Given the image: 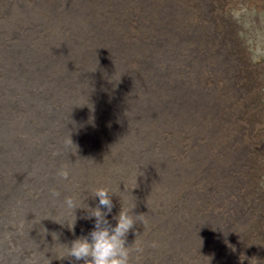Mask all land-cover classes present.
Instances as JSON below:
<instances>
[{"label":"rangeland","instance_id":"374dc122","mask_svg":"<svg viewBox=\"0 0 264 264\" xmlns=\"http://www.w3.org/2000/svg\"><path fill=\"white\" fill-rule=\"evenodd\" d=\"M50 46L60 58L34 59ZM0 61L8 117L21 121L10 139L0 128V264H72L54 257L59 243L93 223L83 209L73 230L56 222L73 218L63 197L100 185L116 192L113 213L120 198L142 213L126 236L130 264H264V0H0ZM58 74L101 117L97 152L74 144L82 106L52 123Z\"/></svg>","mask_w":264,"mask_h":264},{"label":"clouds","instance_id":"9594fccd","mask_svg":"<svg viewBox=\"0 0 264 264\" xmlns=\"http://www.w3.org/2000/svg\"><path fill=\"white\" fill-rule=\"evenodd\" d=\"M58 174L67 177L69 172L62 167ZM51 193L53 196L59 195L55 188L51 189ZM113 194L116 192L107 185L92 188L87 195L95 199V205L86 202L87 195L83 199L75 193L63 197V207L73 218L63 223L56 222L73 230L77 219L76 209H83V218L92 220L93 227L87 233L75 236L70 243H59L60 247L54 255L56 259H68L72 264L75 261H82L83 264H130L131 249L126 243V236L130 229L135 230L133 226L142 213L134 212L136 202H123L121 198L118 211L113 213Z\"/></svg>","mask_w":264,"mask_h":264},{"label":"bare ground","instance_id":"6f19581e","mask_svg":"<svg viewBox=\"0 0 264 264\" xmlns=\"http://www.w3.org/2000/svg\"><path fill=\"white\" fill-rule=\"evenodd\" d=\"M23 28V27H22ZM22 39V38H21ZM24 39V38H23ZM28 41V40H27ZM26 42V41H25ZM63 43V42H62ZM16 44H18V43H16ZM20 45V44H19ZM23 45V44H22ZM17 46V45H16ZM63 46H68V44H66V45H63ZM60 47H62V46H60ZM19 48V47H18ZM30 48V47H29ZM39 48V47H38ZM16 49V48H15ZM45 49L47 50V51H45ZM44 50H42V51H36L35 53H33L34 54V59H39L40 58V56H41V58L42 59H45V58H47V59H50L49 61H48V63L49 62H51L52 60H55L54 58H60L61 56H58V57H54V53H53V51L54 50H56V48L55 47H53V46H50L49 48H45ZM31 50V49H30ZM36 50H37V48H36ZM38 50H40V49H38ZM33 51V50H32ZM43 52H45L44 54H43ZM14 53V52H13ZM15 53H16V51H15ZM78 54L80 53V52H77ZM9 55V54H8ZM56 56V55H55ZM14 57V56H13ZM8 61V60H7ZM21 61V60H20ZM1 62V61H0ZM6 62V61H5ZM15 62V61H14ZM2 63V62H1ZM9 63V62H8ZM11 63V62H10ZM7 64V63H6ZM14 64V63H13ZM21 64V63H20ZM37 64V63H36ZM86 64H87V67L90 65V66H93V67H91L90 69H98V67H97V65L95 64V63H93V62H90V61H87L86 62ZM31 65V64H30ZM12 66V65H11ZM17 66V65H16ZM29 66V65H28ZM19 67V66H18ZM1 68V67H0ZM5 69V68H4ZM9 70V69H8ZM10 70H11V67H10ZM18 70V69H17ZM31 70V69H30ZM88 70V69H87ZM15 71V70H14ZM21 71V70H20ZM54 71V69H52L50 66L45 70V67L44 68H41L40 69V74H38L37 75V78L39 79V77L41 76L42 78L45 76V77H47V76H49L50 74H52V72ZM1 72V71H0ZM64 72V71H63ZM63 72H60L59 74H63ZM83 72H85V71H83ZM1 74V73H0ZM24 74V73H23ZM35 74H36V72H35ZM59 74H58V79H57V82H56V86H60V91L59 92H57L56 93V95H58L59 96V94H61L62 93V95L61 96H59V99H57L56 100V102H55V107L54 108H57V110L56 111H54L53 113H52V115H51V117H50V119H51V121H52V123L54 124L55 122H57L58 120H62L61 118L62 117H64V116H68V117H71L72 115H73V117L75 116V117H77L78 116V114L79 113H75L76 112V109H74L73 108V105H75L74 103H76L77 105H80V106H82L84 103L83 102H81V101H83V99H85V98H81L79 101L77 100V96L74 94V95H72L71 93H75L77 90H79V89H81L82 88V86H80V84H76V86H74L73 88L72 87H66V84H67V80L66 81H64L63 80V78L61 79V78H59ZM61 74V75H62ZM83 75V74H82ZM33 76V75H32ZM64 76H66V75H64ZM11 77V76H10ZM17 77V76H16ZM66 77H68V76H66ZM83 77V76H82ZM65 78V77H64ZM69 78V80L71 79V80H73V78H74V76L73 75H71L70 77H68ZM80 78V77H79ZM104 79V78H103ZM42 80V79H41ZM28 81H30V80H28ZM28 81H27V78L25 79V83H27V85L28 84H30V83H28ZM42 82H45V81H42ZM81 82V81H80ZM89 82V81H88ZM102 82V81H101ZM106 83H108L109 84V86H110V81H105ZM126 82L127 81H125V84H126ZM79 83V82H78ZM83 83V82H82ZM104 83V82H103ZM84 84V83H83ZM102 84V83H101ZM101 84H99V88L98 89H95V90H97L96 91V93L95 94H92V95H99V94H103L104 92H103V90H102V87L100 88V86H101ZM90 85V84H89ZM33 86V85H32ZM98 86V85H97ZM85 87V86H84ZM92 87V86H91ZM93 88V87H92ZM107 88V87H106ZM118 89L120 88V87H117ZM84 89V88H83ZM87 90V89H86ZM119 92V91H118ZM121 92V91H120ZM8 93H9V91H8V86L7 85H5L1 90H0V100L2 101V103H4V109H3V112L4 113H6V114H4V115H6V117H2L1 118V115H0V128H2L5 132H7V136H8V138H9V134H10V131H9V129L11 128H13V127H15V126H17L18 127V125L21 123V121H20V118L19 117H14V118H9L8 116L12 113L13 115H15L13 112H12V110H11V106H9L8 105ZM64 93V94H63ZM76 93H78V92H76ZM85 93V92H84ZM34 95V94H33ZM69 96H73L72 98L71 97H69ZM86 96V95H85ZM42 96H37V98H41ZM64 98H70V101L69 100H67V103H65L64 101H65V99ZM90 99L92 98V97H89ZM34 102H36L37 103V101H35L34 100ZM64 102V103H63ZM1 103V104H2ZM64 106V107H63ZM121 106V105H120ZM89 107H91V108H100V104L99 103H97V102H95V101H93V103L92 104H90V106ZM84 108H86L87 109V107H83L82 106V114H79V116L82 118V123H80L81 125H82V128H81V138L79 139V140H77V141H74V144L75 143H77L78 141H79V144H81L82 143V146H84V147H86L87 146V149H91V151H92V149H95L96 147H95V143H97V136H101V125H102V121L100 120V118H99V116H94V117H92V116H90V115H88V111H84V110H86V109H84ZM33 109V106L31 105V106H29L28 108H24L23 109V113H21V119L22 120H24V121H26V120H29L30 118H32V119H34V117H33V114L31 113V110ZM81 109V108H80ZM110 109V108H109ZM124 109V108H123ZM79 110V109H78ZM100 110V109H99ZM134 110V109H133ZM46 110H42L41 111V113H44ZM81 111V110H80ZM117 111H118V109H117ZM120 111V110H119ZM86 113V114H85ZM117 114V113H116ZM136 114H137V112H136ZM128 116V115H127ZM7 117L9 118V119H7ZM120 117V116H119ZM94 118H96V119H94ZM154 118V117H153ZM132 119V118H131ZM138 119V118H137ZM35 120H36V118H35ZM72 120H75V119H72ZM135 119H132V123H131V121L129 122V124L131 123L132 125H134V121ZM37 121V120H36ZM39 121H41V118L39 119ZM118 121H121V120H118ZM112 122V121H111ZM139 122H141V120L139 121ZM73 123V122H72ZM79 123V122H78ZM105 123V122H104ZM148 123V122H147ZM80 124H77L76 126H78V125H80ZM92 124H94V125H97L98 127H99V129H96V130H98V134H96L95 132V127L92 125ZM130 124V125H131ZM126 126L128 125V124H125ZM75 126V125H74ZM146 126V125H145ZM55 127V126H54ZM58 127V126H57ZM85 127H87L89 130H91L90 132H89V130H87L84 134H83V131H85L84 129H85ZM103 127V126H102ZM21 128V127H20ZM68 128V127H67ZM107 128V127H106ZM106 128H105V130H106ZM110 129H113L114 130V128H112V127H109ZM109 128H107V129H109ZM138 128V127H137ZM109 129V130H110ZM129 128L128 127H125V131L127 132V130H128ZM142 129H144V128H142ZM100 130V131H99ZM132 130V129H131ZM12 131V130H11ZM19 131V130H18ZM66 131V130H65ZM118 131V130H117ZM125 131H123V132H125ZM80 132V131H79ZM107 131H105V133H104V135H106V134H108V133H106ZM4 133V132H3ZM13 133V132H12ZM71 133V132H70ZM112 133V130H110V132H109V134H111ZM61 134V133H60ZM103 134V133H102ZM125 134H127V133H125ZM64 135V134H63ZM71 135V134H70ZM76 135V134H75ZM118 135V134H117ZM120 135H122L121 133H120ZM6 136V135H5ZM13 136V135H12ZM17 136V135H16ZM65 136V135H64ZM67 136V135H66ZM131 137V136H130ZM50 138V137H49ZM68 138V137H67ZM77 138V137H76ZM10 139V138H9ZM9 139H3L4 141H6L3 145H4V147H10L9 146ZM45 139V138H44ZM54 139V138H53ZM61 139H63V138H61ZM127 141V140H126ZM47 142V141H46ZM53 143V142H52ZM88 143V144H87ZM20 145L21 146H23L21 143H17V144H12L11 145V147H14V148H17V147H20ZM97 145H98V148H99V146H100V143H97ZM51 146V145H50ZM74 146V145H73ZM46 147H48V146H46ZM26 148V147H25ZM18 149V148H17ZM21 149H22V147H21ZM46 149V148H45ZM51 149V148H50ZM37 150V149H36ZM35 150V151H36ZM53 150V149H52ZM16 151V150H15ZM20 151V150H19ZM30 151V150H29ZM32 151H34V149L32 150ZM91 151H88V152H91ZM24 152V151H23ZM25 152H26V150H25ZM95 152H97L96 151V149H95ZM10 153H12V152H10ZM9 153V154H10ZM8 154V155H9ZM29 154V153H28ZM32 154V153H31ZM85 155V154H84ZM91 155V154H90ZM14 156V155H13ZM54 156V157H53ZM52 157H53V159H56V158H60L59 157V152L58 153H56L55 155H53ZM5 157V156H4ZM24 157H26V154H25V156ZM56 157V158H55ZM85 157V156H84ZM83 157V158H84ZM77 158V157H76ZM72 159V158H71ZM91 159V158H90ZM93 159V158H92ZM27 161V160H26ZM29 161V160H28ZM69 162H71V160H69ZM22 163H24V162H22ZM31 163V162H30ZM40 163V162H39ZM38 164V163H37ZM44 164V163H43ZM85 164V163H84ZM39 165V164H38ZM40 165H42L41 163H40ZM46 166V165H45ZM22 167V166H21ZM27 167V166H26ZM29 167V166H28ZM42 167V166H41ZM40 166H38V167H36V170H35V172H39V173H43V171H48V169H46V170H43L42 168H41ZM55 167V166H54ZM73 167H74V165H73ZM46 168V167H45ZM49 169H51L50 167H48ZM56 168V170H58L57 169V167H55ZM59 168V167H58ZM29 169V168H28ZM99 169V168H98ZM26 171V170H25ZM40 171H42V172H40ZM99 171V170H98ZM53 172H56V171H54L53 170ZM134 173V172H133ZM12 176H13V174H12ZM12 176H9V177H12ZM43 176H45V175H43ZM26 177V176H25ZM41 177V176H40ZM132 177V176H131ZM130 177V178H131ZM44 178V177H43ZM47 178V177H46ZM30 179V178H29ZM12 180V179H11ZM28 180V179H27ZM40 180V179H39ZM36 181H37V179H36ZM47 181V180H46ZM128 181H130V180H128ZM4 182V181H3ZM55 182H56V180H55ZM39 183V182H38ZM128 183V182H127ZM1 184V183H0ZM4 184V183H3ZM52 184V183H51ZM59 184V183H58ZM34 185H35V183H34ZM44 185V184H43ZM42 185V186H43ZM55 185V184H54ZM4 186V185H3ZM30 186V185H29ZM40 186V185H39ZM58 186V185H57ZM41 187V186H40ZM36 188V187H35ZM60 189V188H59ZM58 190V189H57ZM71 190V189H70ZM69 190V191H70ZM2 191V190H1ZM74 191V190H73ZM64 196V195H63ZM83 199V198H82ZM49 200V199H48ZM62 200V199H61ZM49 202V201H48ZM47 202V203H48ZM55 203V202H54ZM47 206V205H46ZM58 206V205H57ZM61 206H63V205H61ZM65 209V208H64ZM60 210V209H59ZM66 211V210H65ZM1 212V211H0ZM6 213V212H5ZM3 214V213H2ZM7 214V213H6ZM3 216H4V214H3ZM66 229V228H65ZM63 230V229H62ZM13 233V232H12ZM47 239V238H46ZM51 239H53V238H51ZM55 241H57V240H55ZM47 242V241H46ZM24 243V242H23ZM49 244V243H48ZM47 245V244H46ZM29 246V245H28ZM26 247V246H25ZM47 247V246H46ZM24 248V247H23ZM49 248V247H48ZM48 248H46V250L48 249ZM52 248H54V246L52 247ZM52 253V252H51ZM53 253H54V251H53ZM34 254V253H33ZM34 256V255H33ZM52 258V257H51ZM189 258V257H188ZM35 261V260H34ZM38 261V260H37ZM40 262V261H39ZM38 264V263H37Z\"/></svg>","mask_w":264,"mask_h":264}]
</instances>
